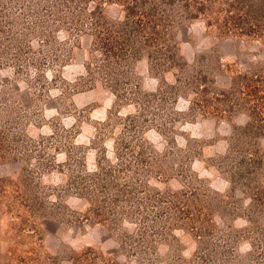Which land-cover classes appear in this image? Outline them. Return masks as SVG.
<instances>
[{
	"label": "rangeland",
	"instance_id": "1",
	"mask_svg": "<svg viewBox=\"0 0 264 264\" xmlns=\"http://www.w3.org/2000/svg\"><path fill=\"white\" fill-rule=\"evenodd\" d=\"M136 1L0 0V264H264V0Z\"/></svg>",
	"mask_w": 264,
	"mask_h": 264
},
{
	"label": "trees",
	"instance_id": "2",
	"mask_svg": "<svg viewBox=\"0 0 264 264\" xmlns=\"http://www.w3.org/2000/svg\"><path fill=\"white\" fill-rule=\"evenodd\" d=\"M108 1H112V0H108ZM116 2H114V3H116V5H118L120 7L119 13H122V16L120 18H118V20H116L117 21L115 23L116 30H114L113 33H115L117 38L121 39V42H122L121 46L124 49L127 50L129 48V50L130 49L132 50V48H134V47L132 45L130 46V43H129L131 37L137 38L138 36H141V35L143 36L146 34L154 33L156 27H159V26L156 23H147L146 24L145 22H143L142 19L136 18L137 17L136 14L139 13L142 16V14H143L142 12H144L143 9L139 8L141 6L138 4V2L136 0L133 1L132 3L127 2V0H116ZM152 9L156 10V8H152ZM151 10L149 9L148 12L151 13ZM102 20L103 19H101V17L97 18L96 21L90 25L89 32H95L98 27L102 26L103 25ZM161 25H162V27L164 26V24H161ZM148 30H150V32ZM103 33H105V35H109L110 33H112V31H110L109 28H103ZM107 37H109V36H107ZM124 46H127V47H124ZM133 50H135V49H133ZM106 52H108V49L105 50V54H106ZM248 87H249V83L246 82L243 85L242 90H244ZM237 88L240 89L239 87H237ZM240 92L241 91H238V93H240ZM244 93H240V94H244ZM248 95L249 94H247V96Z\"/></svg>",
	"mask_w": 264,
	"mask_h": 264
}]
</instances>
